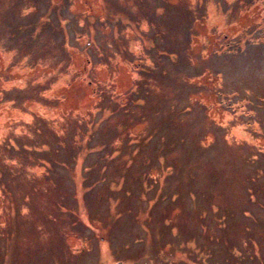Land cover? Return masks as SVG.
Wrapping results in <instances>:
<instances>
[{"label":"rangeland","instance_id":"obj_1","mask_svg":"<svg viewBox=\"0 0 264 264\" xmlns=\"http://www.w3.org/2000/svg\"><path fill=\"white\" fill-rule=\"evenodd\" d=\"M0 264H264V0H0Z\"/></svg>","mask_w":264,"mask_h":264}]
</instances>
